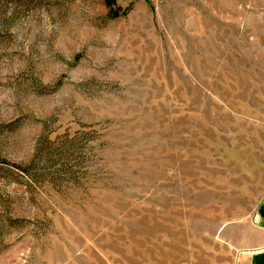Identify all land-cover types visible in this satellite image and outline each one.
<instances>
[{
    "label": "rangeland",
    "instance_id": "374dc122",
    "mask_svg": "<svg viewBox=\"0 0 264 264\" xmlns=\"http://www.w3.org/2000/svg\"><path fill=\"white\" fill-rule=\"evenodd\" d=\"M263 211L264 0H0V264H246Z\"/></svg>",
    "mask_w": 264,
    "mask_h": 264
},
{
    "label": "crops",
    "instance_id": "0c3cea01",
    "mask_svg": "<svg viewBox=\"0 0 264 264\" xmlns=\"http://www.w3.org/2000/svg\"><path fill=\"white\" fill-rule=\"evenodd\" d=\"M246 264H264V245L251 252Z\"/></svg>",
    "mask_w": 264,
    "mask_h": 264
}]
</instances>
